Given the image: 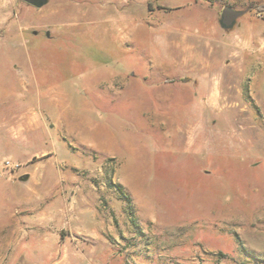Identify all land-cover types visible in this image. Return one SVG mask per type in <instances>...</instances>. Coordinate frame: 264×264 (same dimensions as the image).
<instances>
[{
	"label": "rangeland",
	"instance_id": "obj_1",
	"mask_svg": "<svg viewBox=\"0 0 264 264\" xmlns=\"http://www.w3.org/2000/svg\"><path fill=\"white\" fill-rule=\"evenodd\" d=\"M205 1L215 70L173 83L156 0H0V264H264V8ZM151 88L189 128L144 126Z\"/></svg>",
	"mask_w": 264,
	"mask_h": 264
},
{
	"label": "crops",
	"instance_id": "obj_2",
	"mask_svg": "<svg viewBox=\"0 0 264 264\" xmlns=\"http://www.w3.org/2000/svg\"><path fill=\"white\" fill-rule=\"evenodd\" d=\"M156 2L160 9H156L154 12L153 29L160 36L163 48L170 50V56L155 57L153 59L154 73L153 75L149 74V77L154 82L158 79H169L173 83L179 81L199 82L209 78L216 65L215 62L214 66L210 65L209 57L210 49L218 45L216 44L218 30L213 24L216 11L205 0H156ZM237 2H242L247 7L261 5L264 8V0H237ZM249 14L251 15L252 12ZM249 20L251 17L247 19V21ZM134 27L139 28L136 25ZM141 31L144 30L141 29ZM142 76L144 79L147 75L143 74ZM133 78L134 76L131 77L132 83L135 82ZM129 83L124 88L133 93L137 88L130 87ZM149 91L152 94L147 102H142L140 98V102L134 104L141 110L139 116L145 123V127L170 129L172 130L171 136H178L181 133L180 129L190 127L187 124V118H190L189 110L195 108L193 104H184L183 107L179 105L181 107L179 112L169 114L168 110L172 109V102L169 101L167 104V102L158 99L164 90L151 88ZM184 93L187 92L182 91L180 94ZM200 106L202 110L204 107L206 111L209 109V104L204 106L203 99L196 108ZM150 107L155 109V112L151 111ZM127 176H135V172L128 171Z\"/></svg>",
	"mask_w": 264,
	"mask_h": 264
},
{
	"label": "water",
	"instance_id": "obj_3",
	"mask_svg": "<svg viewBox=\"0 0 264 264\" xmlns=\"http://www.w3.org/2000/svg\"><path fill=\"white\" fill-rule=\"evenodd\" d=\"M22 1L36 8H41L47 3V0H22ZM246 12H247V9L235 10L231 7H227V6L224 7L221 11L220 19H219L220 28L224 31L231 30L235 26L237 20L241 16H243Z\"/></svg>",
	"mask_w": 264,
	"mask_h": 264
},
{
	"label": "trees",
	"instance_id": "obj_4",
	"mask_svg": "<svg viewBox=\"0 0 264 264\" xmlns=\"http://www.w3.org/2000/svg\"><path fill=\"white\" fill-rule=\"evenodd\" d=\"M207 1H211V0H207ZM253 8H254V6H252V5L248 6V8H247V12H248L249 10L253 9ZM257 9H260V7L257 8ZM115 188H116V189L119 191V193H121V195H122V193H123L122 187L119 186V185H115ZM125 197H127V196H125ZM127 201H128V198H127Z\"/></svg>",
	"mask_w": 264,
	"mask_h": 264
}]
</instances>
